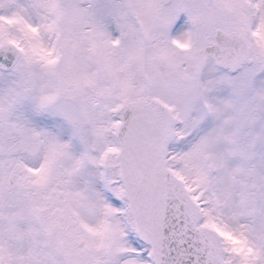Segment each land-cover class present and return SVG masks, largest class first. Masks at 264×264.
Listing matches in <instances>:
<instances>
[{"label": "snow or ice", "instance_id": "6c2138e0", "mask_svg": "<svg viewBox=\"0 0 264 264\" xmlns=\"http://www.w3.org/2000/svg\"><path fill=\"white\" fill-rule=\"evenodd\" d=\"M0 264H264V0H0Z\"/></svg>", "mask_w": 264, "mask_h": 264}]
</instances>
